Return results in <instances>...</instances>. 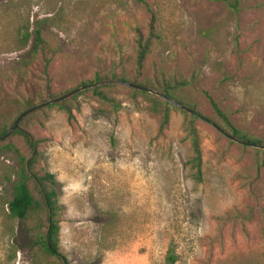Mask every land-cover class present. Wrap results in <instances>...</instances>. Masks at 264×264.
Instances as JSON below:
<instances>
[{"label": "rangeland", "instance_id": "1", "mask_svg": "<svg viewBox=\"0 0 264 264\" xmlns=\"http://www.w3.org/2000/svg\"><path fill=\"white\" fill-rule=\"evenodd\" d=\"M144 1L0 0V122L22 97L37 105L52 99L48 85L55 98L96 77L186 78L178 96L202 117L201 181L182 109L172 105L157 134L159 116L127 86L105 89L114 104L80 93L72 120L55 104L25 119L38 142L32 172L56 180L59 252L67 264H164L172 245L176 264H264V148L232 140L206 96L264 141V0H239L237 12L222 0ZM151 20L156 37L138 74L136 34L147 37ZM36 27L46 73L32 53ZM9 141L0 145V264H60L33 246L46 225L37 181L27 183L38 207L25 220L8 216L16 150L31 152L19 136Z\"/></svg>", "mask_w": 264, "mask_h": 264}, {"label": "trees", "instance_id": "2", "mask_svg": "<svg viewBox=\"0 0 264 264\" xmlns=\"http://www.w3.org/2000/svg\"><path fill=\"white\" fill-rule=\"evenodd\" d=\"M143 6L147 7V3L144 0H138ZM226 3L229 9L234 12L239 11L240 9V2L239 0H222ZM153 20L149 23V34L147 37H143L141 32H137L136 34V43H137V55H136V69L137 73L140 74L143 62L146 58V55L149 52V47L151 45V41L153 38L156 37L154 32V26L152 23ZM21 35L20 46H25L27 43V39L29 37V33L27 29L19 32ZM48 49V44L41 36V32L39 27L35 28V39L32 45V53L36 57H40L44 61V73L47 71L48 64L51 60V56H45L46 50ZM50 51V50H49ZM48 51V53H49ZM103 78L96 77L94 80H89L87 82H83L81 85H91L96 82L102 81ZM110 80V79H108ZM116 80V79H115ZM121 81H126L120 79ZM138 86L147 88L151 90L149 92L146 89H138L134 87L127 88L131 92V97L133 99L141 96L147 102L148 105L146 106L147 109L151 112L156 113L159 116V123L157 128V134H161L164 129L167 127L170 117V109L172 104L167 99L175 100L187 108L193 110L195 113L199 115V112L195 109V105L186 102L179 98L178 92L183 90V87L189 83V80L184 79H172V78H155V79H145L143 81H138L135 79L131 81H127ZM116 87L113 84H101L92 86L90 88L81 90L72 96L53 103L57 105L61 110L65 111L67 114V119L72 120L74 118L73 111L78 109V104L73 103V100L82 92L90 91L94 96L98 97L102 101L110 102L111 104L115 103L114 97L110 95L105 89H110ZM49 85L47 86V95L53 99L51 96V92L48 90ZM206 96L209 100L210 106L213 109L214 113L217 115L218 118L221 119L223 127L229 129L231 133V139H236L239 141L245 142V144H249L251 146H264V141L258 138H250L245 134L241 133L237 128H235L229 119L226 116V113L220 109L218 104L212 97L206 93ZM56 98V97H55ZM51 100V99H50ZM48 101V100H47ZM18 103V110L15 113V116L6 119L0 122V136L6 132L9 126L13 123L15 118L22 112L26 111L34 105V98L31 97H22L20 98ZM119 105V104H118ZM49 106V105H47ZM44 108V107H43ZM42 109H36L24 117H22L16 128L10 133V135L0 141H8L5 144V147H10L11 142L9 141L13 136H19L24 140L27 146L30 149V155L27 157L25 155L20 154L17 150L20 166L19 169L16 170L14 173L15 178L12 180L11 177H7L6 179L11 182L12 191H11V198L6 201L7 209H8V216L14 219H21L25 220L29 213L35 207H38L39 203L36 202L33 194L31 193L28 187V180L31 179L33 182L37 181L39 186V192L41 195V202L44 207L45 211V227L41 234L36 235V239H33V246H39L42 252L49 256H54L56 259L60 261V264H67L66 257L59 252L58 249V237H59V226L58 222L55 218L56 210L59 208L56 190H55V183L56 180L54 179L53 174L48 172L44 173L43 175H36L35 172H32L33 166L35 164V157L37 156L38 150L35 151L37 147V140L33 139L28 132V130L23 126L25 119L29 116L40 112ZM185 116L188 118L184 122L183 131L185 132V138L189 142L190 146V158L189 164L190 168L193 171L192 175L196 181H201L202 179V169H201V149L199 143V135L197 128L195 126L194 120L198 117L195 114L189 113L185 110H181ZM220 125V124H219ZM235 141V140H234ZM4 146V145H3ZM1 146V147H3ZM262 148V147H261ZM264 152V150H261ZM34 154L32 155V153ZM177 256L175 250L172 245H169L165 255H164V264H176Z\"/></svg>", "mask_w": 264, "mask_h": 264}, {"label": "water", "instance_id": "3", "mask_svg": "<svg viewBox=\"0 0 264 264\" xmlns=\"http://www.w3.org/2000/svg\"><path fill=\"white\" fill-rule=\"evenodd\" d=\"M105 83H111V84H119V85H124V86H128V87H134V88H138V89H146L148 90L149 92H151V90L147 89V88H144V87H141V86H138L136 84H133V83H130V82H127V81H121V80H102V81H99V82H96L94 84H91V85H84V86H80V87H76V88H73L71 89L70 91L56 97V98H53L51 100H48V101H45V102H42L40 104H37L35 106H32L30 107L29 109H27L26 111L20 113L16 118L15 120L13 121V123L9 126V128L6 130V132L4 134H2L0 136V141L7 138L10 133L16 128L19 120L24 117L25 115H27L28 113L36 110V109H39V108H43V107H46L47 105H50V104H53V103H56L58 101H61L63 99H66L70 96H72L73 94L81 91V90H84V89H87V88H90L92 86H96V85H101V84H105ZM173 106L177 107V108H180L182 110H185L189 113H192V114H195L196 116L202 118L200 115H198L197 113H195L193 110L187 108L186 106H184L183 104L175 101V100H172V99H167ZM235 140L236 142H240L242 144H245V142L243 141H239V140H236V139H233ZM252 145V144H251ZM254 146V145H253ZM262 148H264V146H261Z\"/></svg>", "mask_w": 264, "mask_h": 264}]
</instances>
